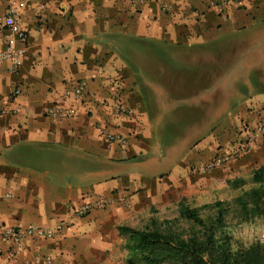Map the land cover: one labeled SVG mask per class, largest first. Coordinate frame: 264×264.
Segmentation results:
<instances>
[{
	"label": "crops",
	"instance_id": "crops-1",
	"mask_svg": "<svg viewBox=\"0 0 264 264\" xmlns=\"http://www.w3.org/2000/svg\"><path fill=\"white\" fill-rule=\"evenodd\" d=\"M10 5L0 0V50L8 36L1 18ZM15 8L28 39L19 69L0 62V264H108L126 241L118 227L133 228L153 207L179 206L210 194L221 179L232 185L264 167L263 142L206 169L218 151L236 147L243 126L264 123V0L221 8L208 0H25ZM191 52H217L218 61L195 60L194 76L183 77L185 67L172 54ZM204 63L206 85L230 82L247 66L256 74L239 83L258 88L246 87L227 108L230 119L172 160L167 134L184 125L171 113L176 102L200 101L191 108L201 110L207 97L216 100L202 93ZM79 81L87 84L82 101L65 98ZM56 106L76 113L53 118ZM98 126L127 144L106 142ZM101 198L112 202L76 214V207ZM32 226L56 235L25 239L18 248L2 239L4 227Z\"/></svg>",
	"mask_w": 264,
	"mask_h": 264
},
{
	"label": "rangeland",
	"instance_id": "rangeland-1",
	"mask_svg": "<svg viewBox=\"0 0 264 264\" xmlns=\"http://www.w3.org/2000/svg\"><path fill=\"white\" fill-rule=\"evenodd\" d=\"M257 33V32H256ZM233 41V40H232ZM231 44L230 41L224 42V44ZM234 42H232L233 44ZM222 44V43H220ZM219 54L217 52L211 53H190V54H183V55H174L172 54V60H175L178 65L185 67L182 71L183 77L194 76V67H195V60H212V63L217 62V56ZM226 57V56H225ZM203 63V62H202ZM181 67V68H182ZM180 68V69H181ZM202 76L204 77L203 81L204 84L206 80L209 79L208 76V69L207 64H203ZM225 71V70H220ZM257 72V71H256ZM224 73V72H223ZM256 74L255 70L252 67L245 66L244 68L237 69L233 76L234 78L230 80L229 85L222 82V79L218 80L217 84L214 85H204L202 87L203 92L205 93L204 99L210 95H216V100L212 102L211 96L203 102L202 108L196 109L191 107H197L202 102L200 101H180L176 102L177 107L171 111L175 118L178 120H182L184 124L181 127L176 129H172L169 134H167V138L171 143V149H168V152L172 155L170 158L174 159L175 157H180L184 155L188 151H190L196 143L200 140H204L212 135L211 130H216L224 121L228 118L230 119L229 115L230 112H227L228 107H232L238 102V99L242 96V92L245 91L246 87H249V91H254L258 87L257 85H243L240 84L239 77L242 76H252ZM206 77V78H205ZM230 79V78H229ZM232 82V83H231ZM194 87V86H193ZM190 89V88H189ZM195 89V87H194ZM197 89V87H196ZM199 89V88H198ZM179 92V91H178ZM208 93V95H206ZM183 97L185 95H182ZM175 97L179 98V95ZM186 97V96H185ZM212 102V103H211ZM212 106V107H211ZM169 107V104L166 106ZM228 113V115H227ZM152 124L154 130L156 132V139H159V120L157 114L152 107ZM195 122L197 124L194 126ZM176 125V123H175ZM194 126V127H193ZM196 128L201 130H196ZM172 159V160H173ZM248 173V174H247ZM244 174V178L246 180V184L240 187H235L229 184V181L226 183L225 180H218V187L213 192L207 195L200 196H193L191 198H187V203L192 208H199L202 218H206L208 215L211 214L210 209H201L206 204H213L216 201H225L227 202L230 208V214L227 217V226L232 232L233 236V244L235 248H248L252 244L256 242H263L264 241V218H256L252 219L251 221H245L242 219L241 215L239 214V207L236 203V199L241 196L245 191H249L252 188L256 187L255 184L251 181V172H247ZM138 225H136L135 229L138 230H145L146 228H150L156 224H163L166 220H172L174 222V229L178 231H191L192 228L190 224L185 220L180 218L179 213V206H171L170 208H157L153 207L148 214L147 217L143 219H139ZM166 225V224H165ZM126 241L123 242L121 246H117L113 258L108 262V264H141L136 258L131 260L132 255L129 251L125 249Z\"/></svg>",
	"mask_w": 264,
	"mask_h": 264
},
{
	"label": "trees",
	"instance_id": "trees-1",
	"mask_svg": "<svg viewBox=\"0 0 264 264\" xmlns=\"http://www.w3.org/2000/svg\"><path fill=\"white\" fill-rule=\"evenodd\" d=\"M256 187L245 191L235 201L245 221L264 218V167L251 178ZM245 179H236L232 186L245 185ZM211 214L202 218L199 208L186 201L179 205L180 218L190 224L191 231L174 229V222L166 220L145 230L128 226L118 227L125 237V249L141 264H264V241L248 248H235L232 232L227 226L230 208L225 201L206 204ZM166 224V225H165Z\"/></svg>",
	"mask_w": 264,
	"mask_h": 264
},
{
	"label": "built area",
	"instance_id": "built-area-1",
	"mask_svg": "<svg viewBox=\"0 0 264 264\" xmlns=\"http://www.w3.org/2000/svg\"><path fill=\"white\" fill-rule=\"evenodd\" d=\"M143 0H133V3L136 5ZM234 0H208L211 8H221L225 4H232ZM25 0H10V7L7 11V14L1 18V23L3 28L6 30L8 36L5 41V46L0 50V62L7 61L11 63L15 70L19 69L22 66L23 58L26 53V43L28 39L27 31L23 28L20 21V16L15 6L17 3L23 4ZM164 10H167V6L163 7ZM87 84L85 81L75 82L71 86V89L66 91L65 98L72 99L76 102H81ZM15 93H19L15 92ZM116 109L118 112L123 111L122 104H117ZM76 113V110L72 107L61 108L53 107L49 110V114L53 118H69L73 117ZM99 136L108 143H120L122 145L127 144L126 138L120 134L110 132L104 126H98ZM237 137L239 141L236 144V147L229 152L218 151L214 160L208 164L206 167L207 170H213L220 168L232 160L240 159L244 153L249 151L253 146L264 142V123L259 121L253 128L248 126H243L238 133ZM125 198H120V202H125ZM112 200L108 198H101L94 202L83 203L82 205L75 208L77 215L83 217L92 212L96 208H106L111 204ZM59 229V227H58ZM57 229V230H58ZM56 235V232L51 229L44 228L42 226H32V227H4L2 239L3 241L11 244L14 247H20L25 239L34 238V239H43V240H52Z\"/></svg>",
	"mask_w": 264,
	"mask_h": 264
}]
</instances>
